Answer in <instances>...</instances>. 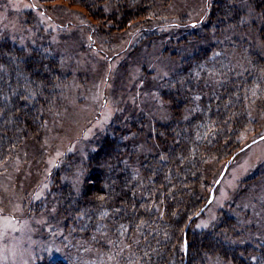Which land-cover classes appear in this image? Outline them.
I'll return each instance as SVG.
<instances>
[{"label":"rangeland","instance_id":"1","mask_svg":"<svg viewBox=\"0 0 264 264\" xmlns=\"http://www.w3.org/2000/svg\"><path fill=\"white\" fill-rule=\"evenodd\" d=\"M149 3L144 0L141 7ZM211 3L216 4L164 0L128 29L114 31L111 25L120 15L111 16L109 0H98L103 10L96 4L83 8L64 0H0V38L17 47L49 48L59 71L54 79L56 97L41 108L37 128L41 132L25 134L24 142L0 168V264H35L45 254L63 256L74 264H111V254L85 246L72 233L73 225L65 228L58 210L59 188L66 182L78 189L85 160L103 137L137 135L143 147L139 134L145 125L156 128V122L167 117L158 91L162 80L179 68L181 52L190 51L195 41L222 45L233 37L235 46L223 45L222 52L239 69L240 49L245 48L241 39L248 42L246 47L253 46L263 63L260 87L248 102L251 123L236 141L242 150L228 161L211 159L205 167L201 205L206 203L190 228L207 229L223 211L245 229L247 242L264 244V0H223L219 17L230 30L224 29L221 36L213 34L215 22H207ZM234 3L241 7L237 20L228 13ZM235 27L241 30H232ZM193 28L198 29L194 37L179 45L176 40L185 36L180 31ZM143 31L152 32L145 36ZM222 52L214 50L211 63ZM223 65L210 67L205 77L216 78L225 70ZM148 113L149 122H140L139 116ZM210 263L224 264L216 259Z\"/></svg>","mask_w":264,"mask_h":264},{"label":"trees","instance_id":"2","mask_svg":"<svg viewBox=\"0 0 264 264\" xmlns=\"http://www.w3.org/2000/svg\"><path fill=\"white\" fill-rule=\"evenodd\" d=\"M64 1L83 8L96 4V9L103 10L98 0ZM109 1L111 16L120 15L111 25L114 31L128 29L153 4L164 3L150 0L141 7L144 0L133 5L125 0ZM222 1L215 0L214 7L211 3L207 18L215 22L216 36L226 29L225 20L219 17ZM230 10V18L239 19L240 4L234 3ZM197 30H181V37L185 36L177 43L194 37ZM235 40L222 45L195 41L190 51L181 52L179 68L162 80L158 91L168 109L165 121L156 122L154 128L148 123L149 113L139 116L140 122L149 124L139 134L144 146H139L137 135L103 137L85 160L78 189L66 182L59 188L58 210L64 215L65 228L73 225L72 233L85 246L111 254V264H209V259L224 264H264V244L256 247L247 242L245 229L223 211L207 229L190 228L206 203L201 205L205 167L211 159L225 157L228 161L242 150L236 141L251 123L248 102L260 87L263 63L253 46L246 47L248 42L241 39L245 48L240 49L239 69L222 52L224 46L232 49ZM16 47L0 38V168L24 142L25 134L41 132L37 128L43 103L51 104L56 97L58 62L49 48ZM214 50L222 53L211 63ZM219 63L225 70L214 79L206 78V70ZM35 264L74 263L45 254Z\"/></svg>","mask_w":264,"mask_h":264},{"label":"water","instance_id":"3","mask_svg":"<svg viewBox=\"0 0 264 264\" xmlns=\"http://www.w3.org/2000/svg\"><path fill=\"white\" fill-rule=\"evenodd\" d=\"M223 172H224V170H223ZM210 200H211V198L209 199V201H210ZM209 201H208V202H209ZM204 207H205V206H204ZM204 207H203V208H204ZM203 208H202V209H203ZM201 211H202V210H200L199 213H201ZM199 213H198V214H199ZM198 214H197V215H198Z\"/></svg>","mask_w":264,"mask_h":264}]
</instances>
